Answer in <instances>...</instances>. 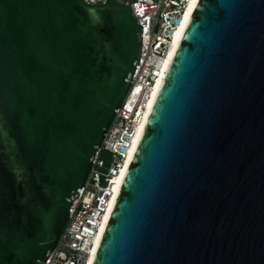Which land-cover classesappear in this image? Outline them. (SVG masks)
I'll return each mask as SVG.
<instances>
[{"label": "water", "instance_id": "water-1", "mask_svg": "<svg viewBox=\"0 0 264 264\" xmlns=\"http://www.w3.org/2000/svg\"><path fill=\"white\" fill-rule=\"evenodd\" d=\"M130 3L0 0V264H42L130 86ZM91 264H264V0H197Z\"/></svg>", "mask_w": 264, "mask_h": 264}, {"label": "built area", "instance_id": "built-area-1", "mask_svg": "<svg viewBox=\"0 0 264 264\" xmlns=\"http://www.w3.org/2000/svg\"><path fill=\"white\" fill-rule=\"evenodd\" d=\"M100 3L106 0H84ZM130 3L141 29L140 52L130 86L92 159L88 176L71 198L57 244L42 264H89L96 239L110 209L115 179L124 168L147 104L189 0H116ZM111 154L106 166L103 154Z\"/></svg>", "mask_w": 264, "mask_h": 264}, {"label": "bare ground", "instance_id": "bare-ground-1", "mask_svg": "<svg viewBox=\"0 0 264 264\" xmlns=\"http://www.w3.org/2000/svg\"><path fill=\"white\" fill-rule=\"evenodd\" d=\"M196 2H197V0H189V2H188V4H187V10H186V13H185L184 19H183V21L181 22V26L179 27L178 31H177L176 34L174 35V38H173V41H172V43H171V47H170V50H169L167 56L165 57V59L162 60V62H161V64H160V68H159V72H158L159 77H158L157 82H156V84H155V87H154V89H153V94H152V96L150 97L149 102H148V104H147V109H146V111H145L144 118H143V120H142V122H141V124H140V126H139V128H138L137 136L135 137V140H134L133 146H132L131 151H130V153H129V156H128L126 162H125V166H124V168L119 172V174L117 175V177H116V179H115V185H114V187H113V196H112L111 203H110V209H109V211H108V213H107V215H106V217H105V220H104V223H103V226H102V229H101V235H102V233H103V231H104V228H105V226H106L107 220H108V218H109V214H110V212H111V210H112V208H113V204H114V201H115L116 196H117V194H118V190H119V187H120V184H121L122 178H123V176H124V174H125V172H126L128 166H129V164H130V162H131V159H132L133 153H134V151H135V149H136V146H137V144H138V141H139V139H140L143 125H144V123H145V121H146V119H147V117H148V114H149L150 108H151V106H152V104H153V101H154V99H155V96H156V94H157V92H158L159 87H160L161 84H162L163 78L165 77V74H166V71H167V68H168L169 62H170V60H171V57H172L174 51H175L176 48H177V45H178V43H179V41H180V39H181V36H182L183 30H184V28H185V25H186V23H187V20H188L189 16L191 15V13H192V11H193V9H194V6H195V3H196ZM101 235H100V236L96 239V241H95V245H94L93 252L96 251V249H97V247H98V245H99ZM94 254H95V253H94ZM94 254H93L92 257H91V259H90V261H89V264H91Z\"/></svg>", "mask_w": 264, "mask_h": 264}, {"label": "rangeland", "instance_id": "rangeland-1", "mask_svg": "<svg viewBox=\"0 0 264 264\" xmlns=\"http://www.w3.org/2000/svg\"><path fill=\"white\" fill-rule=\"evenodd\" d=\"M103 159L106 162V166H109L110 165L111 154L109 152H105L103 154Z\"/></svg>", "mask_w": 264, "mask_h": 264}]
</instances>
